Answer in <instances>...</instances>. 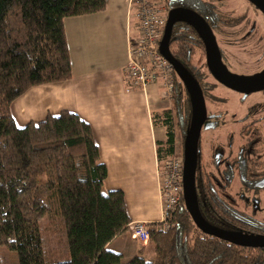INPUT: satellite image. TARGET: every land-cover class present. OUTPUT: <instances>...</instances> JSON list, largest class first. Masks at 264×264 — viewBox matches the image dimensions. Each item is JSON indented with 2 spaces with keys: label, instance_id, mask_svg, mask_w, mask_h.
Returning <instances> with one entry per match:
<instances>
[{
  "label": "trees",
  "instance_id": "obj_1",
  "mask_svg": "<svg viewBox=\"0 0 264 264\" xmlns=\"http://www.w3.org/2000/svg\"><path fill=\"white\" fill-rule=\"evenodd\" d=\"M165 1L169 10L190 7L212 25L226 23L210 0ZM106 7L107 0H0V249L16 251L19 264H122V254L108 244L128 231L131 219L124 191L105 190L108 168L90 123L64 109L20 126L11 110L13 101L29 88L73 77L64 20ZM170 46L209 94L214 83L195 61L205 50L199 33L179 21ZM173 74L174 106L153 115L155 124L167 128L166 140L157 142L161 167L176 152L174 118L183 133V147L192 118L190 94ZM196 187L201 212L212 225L264 234L263 223L231 205L212 173L202 167L200 155ZM56 225L66 233L63 252L51 246ZM148 226L154 259L135 255L127 264H264V247L236 245L202 232L184 198L168 228L161 222ZM55 235L58 245L62 237Z\"/></svg>",
  "mask_w": 264,
  "mask_h": 264
},
{
  "label": "crops",
  "instance_id": "obj_2",
  "mask_svg": "<svg viewBox=\"0 0 264 264\" xmlns=\"http://www.w3.org/2000/svg\"><path fill=\"white\" fill-rule=\"evenodd\" d=\"M64 23L73 77L31 87L13 101L12 114L20 126L63 109L79 114L92 126L101 161L108 168L105 190L124 191L131 221L161 222L160 128L153 113L168 97L159 84L127 91L129 37L138 34L140 24L136 7L131 0H107L104 11L69 16ZM123 235L108 248L121 253L122 259L129 251L130 260L142 251L140 247L118 241L111 248Z\"/></svg>",
  "mask_w": 264,
  "mask_h": 264
},
{
  "label": "rangeland",
  "instance_id": "obj_3",
  "mask_svg": "<svg viewBox=\"0 0 264 264\" xmlns=\"http://www.w3.org/2000/svg\"><path fill=\"white\" fill-rule=\"evenodd\" d=\"M217 5L220 11L226 15L230 16H245V22L241 23V26L235 27L238 32L234 35L230 34L229 28H220L216 30V36L219 42L220 47L222 48L225 56V62L231 68V70L239 73H244L247 75L254 74L264 68V13L254 6L249 0H210ZM242 27V28H240ZM233 31V30H231ZM202 52L199 51L196 55V64L200 65L203 63L204 59L202 58ZM204 72L207 73L208 79L212 82L217 83L216 89L213 91L215 94L213 97H210L207 101V109L210 112H216L218 110L226 111L225 118L228 120V123L221 127L220 129H214L211 131H204L202 134V152L204 157V162L208 165V169L216 173V167L213 163L212 150L214 146H223L228 153L231 148L228 143L229 135L233 136L232 148L237 149L238 144L240 143V127L239 119L247 113L248 108L258 102L264 103V95L260 92L251 94V96H244L242 93L230 90L215 80L213 75L208 71L206 67L203 68ZM174 74L172 73V78ZM50 84V83H47ZM43 85V84H42ZM164 88V84L159 85ZM30 89V88H29ZM28 89V90H29ZM27 90V91H28ZM26 91V92H27ZM25 92V93H26ZM257 92V91H255ZM24 93V94H25ZM23 94V95H24ZM21 95V96H23ZM215 103H209L211 100ZM165 105L162 106V111L164 108H173L172 98H168L167 102H164ZM64 110V109H63ZM62 111V110H61ZM156 111L155 113H157ZM154 115V113H153ZM48 116V115H47ZM46 116V117H47ZM28 117V116H27ZM261 120V127L264 133V110L259 112L255 116ZM175 119V133H176V144H175V155L173 157H182L183 156V133L180 130V127ZM33 120H30L31 122ZM43 121V120H42ZM27 122V123H29ZM210 126V121L208 119L206 127ZM160 135L159 138L162 141H165L166 136V127L162 124H159ZM212 143H214L212 145ZM164 147V146H163ZM228 190L235 198L236 203H239L241 206L240 209L246 210L249 212L252 218L258 220L264 224V188L256 189L249 188L246 189V196L250 199L251 205L247 206L242 195L241 190H243V183L239 178L234 181L231 186L228 187ZM238 206V204H236ZM251 206V208H250ZM56 220V224H57ZM55 232L51 235V246L53 248H60L61 252L63 249H66V233L60 229V226L57 225ZM59 231V235L58 232ZM57 233L58 237H62V240L57 245L55 243V235ZM124 235L121 236L117 242L111 247L116 248V245L119 242H127L133 248L137 246L142 249L138 254L143 256L146 260L152 261L154 259L153 249L149 244L144 245L138 240L132 238L130 232H124ZM63 248V249H62ZM145 249V251H143ZM129 251H125V258L121 260L122 264H127L129 262ZM134 256V255H133ZM0 257L2 264H19V258L16 251L4 246L0 249ZM133 258V257H132ZM61 260V258H57ZM56 259V260H57Z\"/></svg>",
  "mask_w": 264,
  "mask_h": 264
},
{
  "label": "water",
  "instance_id": "obj_4",
  "mask_svg": "<svg viewBox=\"0 0 264 264\" xmlns=\"http://www.w3.org/2000/svg\"><path fill=\"white\" fill-rule=\"evenodd\" d=\"M250 2L264 13V0H250ZM179 21L188 23L199 33L205 45L209 70L217 80L226 86L246 94L263 90L264 69L250 75L232 72L223 62L220 46L213 30L199 12L184 6L169 10L167 23L159 43V50L183 81L192 102V118L183 151V198L185 206L194 223L202 232L236 245L264 247V234L229 231L218 228L212 225L201 212L197 195L196 174L200 151L199 143L202 129L203 127L206 128L208 111L201 85L171 50L173 29Z\"/></svg>",
  "mask_w": 264,
  "mask_h": 264
},
{
  "label": "built area",
  "instance_id": "obj_5",
  "mask_svg": "<svg viewBox=\"0 0 264 264\" xmlns=\"http://www.w3.org/2000/svg\"><path fill=\"white\" fill-rule=\"evenodd\" d=\"M137 8L138 34L129 37V62L126 67L129 84L127 91L143 90L151 84H164V96L171 98L174 89V70L161 54L159 43L167 23L169 9L165 0H131ZM184 159L171 157L159 165V182L162 198V221L169 227L176 208L183 198ZM132 238L147 245L150 240L149 226L145 221L134 220L128 226Z\"/></svg>",
  "mask_w": 264,
  "mask_h": 264
},
{
  "label": "flooded vegetation",
  "instance_id": "obj_6",
  "mask_svg": "<svg viewBox=\"0 0 264 264\" xmlns=\"http://www.w3.org/2000/svg\"><path fill=\"white\" fill-rule=\"evenodd\" d=\"M222 14L225 17L226 23H224L222 20L221 22H218L217 24L212 25L211 23L207 21L205 17H203L207 21L211 29L213 30L215 36H216V30H220V28H226V27L229 28V30L230 29L233 30V31L230 30V34L234 35V33L238 32V30L234 28L241 26L240 24L245 22L246 20L245 16L236 17V16L226 15L224 13ZM216 39H217V36H216ZM220 50H221L223 62L227 65V63L225 62L224 52L221 47H220ZM201 56L204 59V61L200 65L203 68L206 67L208 71L211 73L208 67L207 56H206L205 50H204V53L202 52ZM227 67L231 70V68L228 65ZM263 69L264 68H262L261 70ZM231 71L234 73H238V74H244V73L235 72L233 70ZM207 80H209L208 76H207ZM215 80L217 79L215 78ZM217 82L221 84L222 86L230 90L242 93L244 96H247V97L251 96V94L258 93V92L259 93L261 92L264 95V89L257 91V92L246 94L244 92H240V91L234 90L226 86L225 84L221 83L219 80H217ZM213 83H214L213 84L214 86L212 90H209L210 92L209 94L205 95L204 90L202 88L204 97L206 100V105H207V101H209L208 99L215 95L213 91L216 89L217 83L215 82ZM210 100L211 101L209 103H213V104L215 103L213 101L215 99L212 98ZM263 110H264V103L262 102L255 103L251 105L248 108L247 113H245L244 116L239 119V122H240L239 125L241 124L240 131H239L241 141L238 144L237 149L232 148V144H233V141H231L233 140L232 134H230L228 138L227 144L231 147L228 153L226 152L223 146L218 145V146H214L213 148H211L213 152L211 158L213 159V163L216 167V173L208 169V165L206 164V162L203 161L204 157H203V152H202V134L204 131L220 129L221 127L225 126L228 123V120L225 118L226 111L218 110L216 112H210L207 109L210 126L206 128L203 127L201 138H200V143H199L200 145L199 155H200V163L202 167H205L210 173H212L213 179L217 183L218 188L222 190L223 194L228 198L231 205L237 211H239V213L244 214L246 217H249L250 219L255 220V221H258V220L255 218H252L249 212L244 210V208L240 209L241 206H239V203H236L235 198L228 190V187L231 186V184L234 181H236L237 178H239L240 181H242L243 183V190H241L240 193L247 206L251 205V201L249 198H247L245 194L246 189L264 188V133L261 127V120L255 117L257 114H259V112H262ZM213 144L214 143H212V145ZM261 184H263V186H261ZM236 204H238V206Z\"/></svg>",
  "mask_w": 264,
  "mask_h": 264
}]
</instances>
